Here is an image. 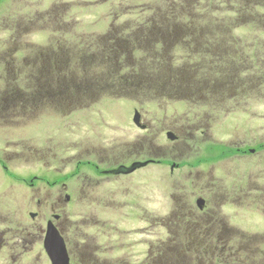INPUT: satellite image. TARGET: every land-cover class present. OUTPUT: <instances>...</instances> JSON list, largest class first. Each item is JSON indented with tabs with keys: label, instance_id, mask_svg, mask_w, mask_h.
<instances>
[{
	"label": "rangeland",
	"instance_id": "1",
	"mask_svg": "<svg viewBox=\"0 0 264 264\" xmlns=\"http://www.w3.org/2000/svg\"><path fill=\"white\" fill-rule=\"evenodd\" d=\"M14 4L24 13L28 9L24 6L21 10L22 5L42 11L62 5V24L46 21L45 35H53L49 29L58 24L55 41L63 47L67 65L62 86L53 85V92L58 89L63 102L61 110L48 108L40 120H21L12 129H0V233L5 239L4 246L0 244V264H50L42 243L46 220L54 223V214L62 217L67 238L74 240L76 224L84 221L79 217L89 212L83 204L76 211L65 201L74 184L70 176L77 153L82 160H119L125 152L124 162H128L156 154L152 147L158 145L157 159L183 161L189 152L175 151L169 157L167 146L177 150L187 140L198 149V154L187 158L195 163L212 155L205 151L209 144L240 140L264 146V0H0V38L7 35L8 23L2 19ZM170 16L171 25L174 18L196 22L188 28L192 35L186 42L176 41L174 49L148 51L160 30L169 31ZM151 22L163 27H152L147 35ZM198 31L203 36L198 37ZM212 32L217 33L218 49L213 51L219 58L208 49H194L207 46L210 40L206 36ZM33 35L30 40L39 45L50 40ZM177 42L181 45L175 47ZM126 44L132 49H125ZM113 49L123 51L118 55ZM48 52L54 54L52 49ZM152 54L168 71L153 74L156 64L151 63ZM177 75L175 86L168 78ZM2 78L0 95H5L13 88L6 86L7 77ZM26 85L20 86L25 90ZM134 110L156 133L138 130L132 122ZM167 130L179 141L170 144ZM111 140L115 147H106ZM91 150H97L94 156L82 157ZM259 154L243 164L228 161L227 166L239 178L244 175L243 166L251 167V177L262 187L264 152ZM162 169L163 177L167 176L169 168ZM137 175L143 178L145 172ZM34 177H40L43 184L31 191L25 183ZM54 181L57 184L51 183ZM167 193L166 183L161 184L158 214L165 219L169 213L165 211ZM151 194V189L143 186L140 196L148 199L143 203L148 210ZM257 201L264 204L262 199ZM260 210L245 202L237 211H221L229 218L236 214L232 241L240 246L238 264H257L251 256L253 245L264 241V206ZM29 213H37V218L32 220ZM158 236L160 242L169 238L160 228Z\"/></svg>",
	"mask_w": 264,
	"mask_h": 264
},
{
	"label": "flooded vegetation",
	"instance_id": "2",
	"mask_svg": "<svg viewBox=\"0 0 264 264\" xmlns=\"http://www.w3.org/2000/svg\"><path fill=\"white\" fill-rule=\"evenodd\" d=\"M24 6L28 9L25 13L19 11L15 4L12 5L11 12L6 15V19H2L8 24L7 35L0 38V82H3L2 77H7L9 82L6 86L13 90H6L5 95H0V129H12L20 125L21 120H40L44 118V110H61L63 103L56 88L62 86V72L67 64L63 62V47L55 41L56 27L62 24V5L50 6L44 11L30 9L28 5H22L20 9L23 10ZM46 21L58 23L55 28L49 29L53 35H45L48 28ZM31 34L46 36L50 40L48 44L44 42L39 45L30 40ZM49 49L54 51L53 55L47 53ZM113 50L118 55L123 51ZM10 76L11 79L8 78ZM21 83H26L28 89H22ZM53 85H56L55 92ZM47 87L51 88L48 92ZM132 122L142 132L156 133L152 124L142 119V116L137 122L132 118ZM199 133L204 134L203 130H199ZM166 134L174 136L173 140L168 139L170 144L179 141L172 131L167 130ZM95 137L99 138L97 135ZM237 141L209 144L205 151L212 155L202 156L195 163L187 161V158L198 154V149L187 140L177 150L173 145L167 146L169 157L175 151L189 152L183 156L186 157L183 161L157 159L158 145L152 147L156 154L128 162H124L125 152L119 160L110 157L108 160H82L77 153L70 176L74 184L70 194L65 196V201L76 211L83 204L89 212L79 217L84 221L76 224L72 242L64 231L62 217L52 216V223L65 243L69 263L238 264L240 246L232 241L236 232V224L233 223L236 214L229 218L221 211H237L238 206L245 202L261 211L264 204L258 202L257 198L264 201V184L259 186L251 177V167L243 166L244 175L239 178L233 168H228L227 162L243 164L249 162L250 156L256 153H261L259 157L263 156L264 146ZM112 142L114 140L105 146L115 147ZM96 151L91 150L82 157H92ZM166 166L169 174L163 177L161 173L165 169L162 168ZM142 171L145 176L139 178L137 174ZM177 172L181 174L175 175ZM11 178L19 179L14 176ZM164 178L166 182L162 181ZM23 180L25 182L26 178ZM51 183L57 184L56 181ZM165 183L168 188L165 211H169L166 219L160 218L158 214V189ZM42 184L40 177L25 183L30 190L41 189ZM143 186L152 191V207L149 210L143 207L148 199L140 196ZM33 214L35 216L31 219L35 220L38 214ZM49 222L47 219L46 226ZM159 228L168 232L167 241H159ZM0 244H5L3 233H0ZM260 244L253 245L251 258L256 259L257 264H264V241ZM249 263L255 264L254 261Z\"/></svg>",
	"mask_w": 264,
	"mask_h": 264
},
{
	"label": "trees",
	"instance_id": "3",
	"mask_svg": "<svg viewBox=\"0 0 264 264\" xmlns=\"http://www.w3.org/2000/svg\"><path fill=\"white\" fill-rule=\"evenodd\" d=\"M178 14L174 15L173 17H177ZM190 16V15H189ZM171 17H169V23H168V28H169V31L166 32V31H161L157 34V37L155 39V41H153V45H152V49H157L158 47H161V48H164V49H174V43L176 41H179V42H186L188 39L189 36H191L192 34H190V32L188 31V28L191 24H196V22H192L191 19H175L174 18V23L172 22V25H171ZM185 17V16H184ZM152 27H156L154 25V23H150L149 27H146L148 28L147 31H145V34L149 35V30L152 28ZM163 26L162 25H159L156 27V29L158 30L161 29ZM199 33L197 34L198 37H200V35L203 36V34L198 31ZM213 33V32H212ZM217 33H213L210 37L207 35L206 38H208L210 40L209 44L207 46H203V47H200V48H194V49H218L217 48V45L215 43H217V37H215ZM145 38H148V37H145ZM166 38V39H164ZM184 38V39H183ZM170 41V42H167V41ZM177 42L176 43V46H179L181 45V43ZM219 45V44H218ZM166 46H169L168 48ZM125 49H132L131 45H127L125 46ZM189 49H193L191 46ZM216 58H219L218 56H215ZM211 66V65H210ZM192 71H194L192 69ZM179 78V76H169L168 79H171V80H177Z\"/></svg>",
	"mask_w": 264,
	"mask_h": 264
},
{
	"label": "water",
	"instance_id": "4",
	"mask_svg": "<svg viewBox=\"0 0 264 264\" xmlns=\"http://www.w3.org/2000/svg\"><path fill=\"white\" fill-rule=\"evenodd\" d=\"M138 118V114L135 113L134 122H137ZM167 136L171 140L174 139L171 134H167ZM44 249L52 264H68L64 243L51 223L47 226Z\"/></svg>",
	"mask_w": 264,
	"mask_h": 264
}]
</instances>
